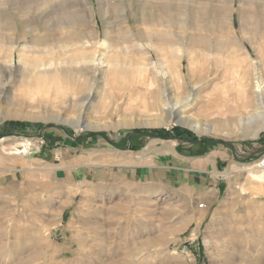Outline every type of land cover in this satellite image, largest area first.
<instances>
[{
    "label": "rangeland",
    "instance_id": "1",
    "mask_svg": "<svg viewBox=\"0 0 264 264\" xmlns=\"http://www.w3.org/2000/svg\"><path fill=\"white\" fill-rule=\"evenodd\" d=\"M233 46L264 76V0H0V264H264L263 193L190 222L168 177L187 141L264 153L218 101L239 94ZM117 163L143 177L86 171Z\"/></svg>",
    "mask_w": 264,
    "mask_h": 264
},
{
    "label": "crops",
    "instance_id": "2",
    "mask_svg": "<svg viewBox=\"0 0 264 264\" xmlns=\"http://www.w3.org/2000/svg\"><path fill=\"white\" fill-rule=\"evenodd\" d=\"M131 133L140 132L132 130ZM257 145L256 148L255 146H239L237 149L230 150L225 147L208 146L206 143L198 140L193 142L187 141V149L184 150L187 152V158L181 159L184 165L175 167L174 170L169 173L168 177L169 181L171 180L174 184L179 181L183 182L184 188H187V204L191 207V212L189 211L187 217H191L190 222L192 220H203L206 216V211L213 207L230 187L235 188L241 194H248L249 196H257L261 195V193L264 195V184H257L251 177L248 171L249 169L245 168L247 166L253 167L254 169L255 165L250 162L255 159L258 153L263 151L260 149L261 145ZM173 149L175 150V148ZM197 151H199V153ZM128 152H130V156L137 160H142L144 158L143 151ZM240 153L243 155L241 156ZM125 154H127V152ZM175 154L178 155L176 150ZM260 155L261 154H259V156ZM117 164L116 166H112L111 169H109L107 165H89V170L86 171L89 173L90 177H101L104 175L110 180L122 176H135L136 179L138 176L143 177V172H141V174L138 173L139 170L136 168L139 167L140 164H133L131 171H126L124 174L120 170L119 163ZM134 167L137 170L134 169ZM153 171L152 169L151 172ZM58 173L60 179L64 177V173ZM85 176L87 177L86 174ZM67 195L68 191L66 192V197ZM196 199L203 201L204 206L198 207V204L195 202ZM71 204L72 202H67L65 208ZM192 204L195 205L193 211ZM197 209H203L205 211L200 212L197 211ZM61 219L62 217H60V220Z\"/></svg>",
    "mask_w": 264,
    "mask_h": 264
},
{
    "label": "bare ground",
    "instance_id": "3",
    "mask_svg": "<svg viewBox=\"0 0 264 264\" xmlns=\"http://www.w3.org/2000/svg\"><path fill=\"white\" fill-rule=\"evenodd\" d=\"M167 10L169 11L170 8L167 7ZM231 45H237V44L234 43ZM240 49L241 48H239L238 46H233L231 48L232 59L235 65L238 66V68L240 69L242 73V77L239 83L240 87L237 90L239 91V94L235 97H230L227 93H223V94L221 93L222 95L218 97L219 99L218 101L221 102L224 106H227V109L232 107V109L238 113V115L236 116V120H238L239 124L245 130H250V129H256V130L261 129L262 130L264 129V76L261 71L257 70L258 67L254 61L248 62V57H249L247 55L248 50L244 56L240 57L237 55V52L240 51ZM172 56L175 57L176 55L174 54ZM253 75H256L257 78H259V81H253L252 79ZM178 102H180V100H176L175 105H177ZM172 117L173 116L168 114L167 117L159 118L157 119V121L160 122V124L162 125H167V123H169L170 121V118ZM176 117H177L176 119L177 121L186 119L185 116L180 115V114L176 115ZM191 124H192L191 126L196 131L201 132L199 123H197L196 120L192 121ZM202 132L204 131L202 130ZM245 168L251 169L252 167L246 166ZM250 175L256 180L264 179L263 171H261L260 173H250ZM228 236H229V232H228ZM232 238L233 237H231V239Z\"/></svg>",
    "mask_w": 264,
    "mask_h": 264
},
{
    "label": "built area",
    "instance_id": "4",
    "mask_svg": "<svg viewBox=\"0 0 264 264\" xmlns=\"http://www.w3.org/2000/svg\"><path fill=\"white\" fill-rule=\"evenodd\" d=\"M253 164L255 165L256 168H259L261 171L264 172V153L261 154L258 159H255ZM204 206V202L201 201L198 203V207H203ZM197 235H196V232L191 230V232L189 233V236L188 238L190 239H196Z\"/></svg>",
    "mask_w": 264,
    "mask_h": 264
},
{
    "label": "trees",
    "instance_id": "5",
    "mask_svg": "<svg viewBox=\"0 0 264 264\" xmlns=\"http://www.w3.org/2000/svg\"><path fill=\"white\" fill-rule=\"evenodd\" d=\"M133 131L143 132V131H145V129H134ZM93 134H95V133H93ZM96 134L106 135L105 132H99V133H96Z\"/></svg>",
    "mask_w": 264,
    "mask_h": 264
}]
</instances>
